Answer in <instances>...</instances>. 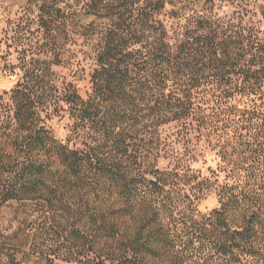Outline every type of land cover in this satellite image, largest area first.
Returning a JSON list of instances; mask_svg holds the SVG:
<instances>
[{
    "label": "trees",
    "instance_id": "16d2710c",
    "mask_svg": "<svg viewBox=\"0 0 264 264\" xmlns=\"http://www.w3.org/2000/svg\"><path fill=\"white\" fill-rule=\"evenodd\" d=\"M62 2L39 5L41 37L18 43L12 103H0V207L17 204L22 229L0 227V264H264V26L254 9ZM66 44L88 49L78 59ZM88 59L83 96L57 68L81 72ZM54 118L66 120L64 138ZM199 141L219 160L209 176L192 167ZM210 193L217 207L199 212Z\"/></svg>",
    "mask_w": 264,
    "mask_h": 264
},
{
    "label": "rangeland",
    "instance_id": "374dc122",
    "mask_svg": "<svg viewBox=\"0 0 264 264\" xmlns=\"http://www.w3.org/2000/svg\"><path fill=\"white\" fill-rule=\"evenodd\" d=\"M43 0H0V103H12L9 99V92L13 88L20 76V70L16 65L22 58V46L18 43L20 40L25 43L28 36H34V39H40L41 31L38 24L37 15L40 14L38 10L39 5ZM62 4L75 3L76 0H62ZM216 5L219 7L220 14L226 13L239 3L245 5L247 8L254 9L260 20L261 26H264V1L262 0H216ZM60 5V3H59ZM162 19H164L162 17ZM32 33V34H31ZM25 39V40H24ZM33 39V40H34ZM83 39L79 38L77 43H82ZM24 47V46H23ZM88 46L66 44L65 49L67 54L72 52L78 55L81 59V50H87ZM83 71H78L76 63L69 68H57V70L66 77L67 80L76 83L80 93L84 96L85 90L88 89V66L89 59L83 63ZM77 71V72H76ZM78 78V79H77ZM1 110V108H0ZM2 115V111H0ZM65 119L54 118L50 121L52 129L56 137L64 138L66 129L64 125ZM197 138L193 137V142H198ZM196 147L201 150V155L197 156V161L192 162V167L199 170L203 176H209L210 171L217 168L219 160L214 151L202 148V141L196 144ZM162 164V163H161ZM221 178V177H220ZM196 209L205 213L217 207L218 201L215 193H210L202 196L196 201ZM18 207L15 203H7L0 207V227H7L8 229L17 231L16 234H21L22 229H19V221L17 213ZM19 229V230H18ZM8 232V231H7ZM9 233V232H8ZM18 235L17 237H20ZM13 237H16L14 235ZM58 264H79L76 261H62Z\"/></svg>",
    "mask_w": 264,
    "mask_h": 264
}]
</instances>
